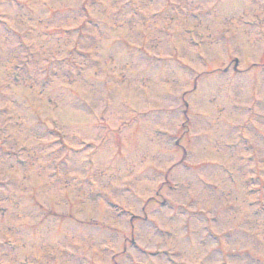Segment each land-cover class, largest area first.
I'll return each mask as SVG.
<instances>
[{"label": "rangeland", "instance_id": "rangeland-1", "mask_svg": "<svg viewBox=\"0 0 264 264\" xmlns=\"http://www.w3.org/2000/svg\"><path fill=\"white\" fill-rule=\"evenodd\" d=\"M252 181L264 0H0V264H264Z\"/></svg>", "mask_w": 264, "mask_h": 264}]
</instances>
